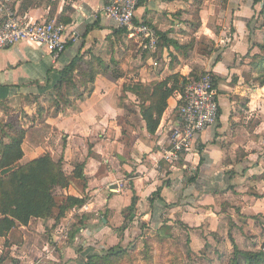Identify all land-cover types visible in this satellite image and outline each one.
<instances>
[{"label": "crops", "instance_id": "1", "mask_svg": "<svg viewBox=\"0 0 264 264\" xmlns=\"http://www.w3.org/2000/svg\"><path fill=\"white\" fill-rule=\"evenodd\" d=\"M110 1L16 3L22 17L68 20L63 25L72 42L57 66H52L44 48L34 43L0 49V126L4 133H0V143L8 142L5 134L10 131L5 124L25 131L22 159L2 174L45 154L54 161L61 159L68 176L78 164H84L83 180L71 178L58 197L84 199L83 205L73 208L86 206L87 210L72 214V208L57 223L53 219L31 220L17 227L0 238V257L9 252V258L15 260L1 264H35L44 259L80 264L83 258L73 250L79 236L99 239L104 229L118 228L124 222L129 227L138 223L160 226L166 213L174 214L193 232L192 245L201 240L227 256L232 242L238 247L252 237L251 241L261 240L260 233H264V88L249 78L246 65L258 51L252 48L259 42L258 31L252 26L257 11L254 0H204L197 28L192 26L193 0H141L137 22L166 33L180 46L191 38L205 39L211 46L203 55L194 50L186 58L171 47L163 49L158 52L159 61L142 50L136 38L114 34L117 25L102 11ZM217 20L223 25L216 32L210 23ZM95 22L99 28L86 33L87 26ZM77 56L92 64L94 81L81 97L72 98V107L50 108L48 101L53 103L55 98L59 71ZM199 69L215 78L219 117L194 140L192 153L171 167L160 161V154L169 130L178 123L180 95L167 100L159 126L150 135L141 119L139 98L124 92L123 86L146 85L175 74L188 77ZM114 71L121 77L114 79ZM194 176L195 181L187 183ZM158 189L160 199L150 205L149 199ZM133 196L138 199L136 216L128 222L122 212ZM78 215L79 220L73 221ZM69 221L75 232L65 243L56 233L70 227ZM112 234L115 241L117 233ZM84 245L87 241L82 240L80 247ZM89 252V247L83 250Z\"/></svg>", "mask_w": 264, "mask_h": 264}, {"label": "trees", "instance_id": "2", "mask_svg": "<svg viewBox=\"0 0 264 264\" xmlns=\"http://www.w3.org/2000/svg\"><path fill=\"white\" fill-rule=\"evenodd\" d=\"M193 1L195 5L192 10V26L197 28L201 25L198 11L204 0ZM140 2L141 0L139 4ZM259 2H261L262 6L257 17L264 26V0H255L254 4L256 5ZM258 19L255 20V23L258 22ZM47 22L51 21L48 20ZM53 22L67 24L69 21L62 19L60 22ZM144 24L147 23L144 22ZM96 28H99L97 22L87 26L86 33ZM114 34L127 36L128 32L124 29H118L114 31ZM157 36L158 45L154 55L163 49L171 47L176 52H180L182 57L186 58L188 51L192 49L193 43L191 41V44L180 46L176 41L169 39L166 33L157 32ZM256 48L259 53L263 52V54L261 56H252L253 62L250 64L249 78H252L256 84L264 88V43L256 44ZM115 73L114 71V79L121 77L119 73L116 75ZM203 74L197 76L198 74L195 71H192L188 77L175 74L164 80L146 85H124L123 91L133 93L139 98L141 119L145 123L147 133L153 135L159 126L162 114L167 108V100L175 94L182 96L185 87L189 83L197 81ZM59 75L60 80L53 90L55 98L50 96L53 103L51 100L48 101L50 108L72 107L73 101H75H72V98L77 99L87 92L88 84L94 81L96 72L91 63H85L82 56H77L66 68L59 71ZM121 100L119 98L118 102ZM181 103V100H179L178 106ZM5 127L10 132L5 134L8 142L0 143V238H6L14 229L26 226L31 220L53 219L57 223L74 206H81L85 203L84 199L73 197H65L59 203L56 200L58 191L67 188L71 178L83 180L84 164H78L72 174L68 176L63 170L61 159L54 161L49 154H45L38 159L15 168L5 175L2 174L3 170L14 167L22 159L21 145L25 138V131L22 128H16L11 123L5 124ZM0 133L4 134L1 126ZM195 179L194 176L188 179L187 183H192ZM160 191L158 189L152 195V198L149 199L150 205L156 199H160ZM137 201V197L133 196L130 205L122 212L123 218L128 222L133 221L136 216ZM117 247V249H120L119 246ZM117 249L110 248L103 254L87 255L82 264H114L115 260L124 255L123 250ZM4 259L5 257H0V264ZM227 264H264V244L259 250L242 251L232 242V254Z\"/></svg>", "mask_w": 264, "mask_h": 264}, {"label": "built area", "instance_id": "3", "mask_svg": "<svg viewBox=\"0 0 264 264\" xmlns=\"http://www.w3.org/2000/svg\"><path fill=\"white\" fill-rule=\"evenodd\" d=\"M18 1L0 0V49L21 42L34 43L43 47L51 65L57 66L66 47L72 42L66 26L20 16L15 7ZM139 1L111 0L102 11L107 19L115 22L118 29L126 30L129 38H136L142 50L154 54L158 45L157 30L136 21ZM179 100L182 103L176 111L178 123L169 130L166 145L160 154V161L171 167L185 160L192 153L194 140L218 120L219 106L213 75L205 72L197 81L189 83ZM86 210V206H83L71 211L77 214ZM64 231L66 229L62 233Z\"/></svg>", "mask_w": 264, "mask_h": 264}, {"label": "rangeland", "instance_id": "4", "mask_svg": "<svg viewBox=\"0 0 264 264\" xmlns=\"http://www.w3.org/2000/svg\"><path fill=\"white\" fill-rule=\"evenodd\" d=\"M255 1V0H254ZM255 5V4H254ZM257 11H256V19H258L257 15L261 11V2L256 4ZM255 19V20H256ZM263 23L258 19V22H253V30H257V43L252 44V48L256 47V44H263L264 43V26ZM210 25L214 29V31H218L222 29L223 22L220 20L217 22H211ZM230 30V29H229ZM232 30V28H231ZM198 42V43H196ZM190 43V42H189ZM192 49L188 52L191 55V52L198 51L201 52L203 55L207 53L208 50L211 49L210 44L205 39H200L196 41L195 38L191 40ZM190 43V44H191ZM187 54V57L189 55ZM200 54V53H199ZM200 54V55H201ZM257 55L254 56H261L263 52L259 53L256 50ZM154 59L159 61L158 53L153 56ZM248 67L253 62V58L250 57L247 59ZM198 74L197 76L202 74V71L195 70ZM192 81V80H191ZM258 85V84H257ZM57 195L56 200L59 203L62 199ZM69 212V211H68ZM67 212V213H68ZM85 212V211H84ZM67 213L63 218L66 217ZM101 216V214H100ZM99 216V217H100ZM123 216V214H122ZM170 216V217H169ZM73 218L79 220V215ZM106 220L108 219L107 214H102ZM62 218V219H63ZM164 223L160 226H147L146 224L138 223L135 227H129V223L124 222L118 228L110 226L109 229H104L101 233L99 239L92 238L91 240L87 239L84 235L79 236V240L75 246H73V250H75L76 254L79 253L80 258H84L90 254H103L104 252L108 251L110 248L117 249L119 246L120 249L123 250L124 255L119 258L118 260L114 261V264H227L228 259L232 254V246L230 250V254L227 256L224 253L217 252L216 247L212 245H204L200 240V243L196 245H192L191 235L192 232L189 228L183 225L174 214L166 213L164 218ZM70 227L66 229L62 234L56 233L57 237H60L61 240L68 243L71 240V236L74 232V227H71L72 222L69 221ZM76 223V222H75ZM74 223V224H75ZM100 225V224H99ZM75 226V225H74ZM135 228V229H134ZM117 233V238L114 241V235L112 233ZM193 233V232H192ZM65 234V236H64ZM199 235V234H197ZM261 240L258 241V237H255L257 240H253V237L250 239L249 243H243L238 248L242 251H251V250H259V248L264 244V233H260ZM259 235V236H260ZM200 237V236H199ZM82 240L87 241V246L80 247ZM13 243V242H12ZM11 243V244H12ZM9 244V243H8ZM18 245V244H17ZM86 247L90 248V252L88 254L83 253V250ZM196 248L199 250L197 254H195L191 248ZM9 252L4 255V261H11L15 259L9 258ZM57 258V257H56ZM11 259V260H9ZM65 264L64 262L60 261V259H44V262L41 263L40 260L35 262V264ZM83 262L80 260V264Z\"/></svg>", "mask_w": 264, "mask_h": 264}]
</instances>
